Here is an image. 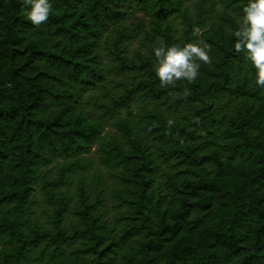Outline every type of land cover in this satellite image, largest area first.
Here are the masks:
<instances>
[{
  "label": "trees",
  "instance_id": "16d2710c",
  "mask_svg": "<svg viewBox=\"0 0 264 264\" xmlns=\"http://www.w3.org/2000/svg\"><path fill=\"white\" fill-rule=\"evenodd\" d=\"M50 3L35 27L0 0V264H264V88L233 35L248 0ZM161 41L212 63L162 87Z\"/></svg>",
  "mask_w": 264,
  "mask_h": 264
},
{
  "label": "clouds",
  "instance_id": "9594fccd",
  "mask_svg": "<svg viewBox=\"0 0 264 264\" xmlns=\"http://www.w3.org/2000/svg\"><path fill=\"white\" fill-rule=\"evenodd\" d=\"M24 15L35 27L48 21L53 6L50 0H23ZM240 27L233 35L234 48L242 52L255 69V84L264 88V0H248L243 7ZM156 62L153 66L156 78L162 87L175 86L177 81L194 82L199 75L200 63L211 64V45L189 42L178 45L154 47ZM12 85L9 84L8 87ZM174 122L168 121L169 126Z\"/></svg>",
  "mask_w": 264,
  "mask_h": 264
},
{
  "label": "rangeland",
  "instance_id": "374dc122",
  "mask_svg": "<svg viewBox=\"0 0 264 264\" xmlns=\"http://www.w3.org/2000/svg\"><path fill=\"white\" fill-rule=\"evenodd\" d=\"M136 19H141V21H142V15L136 14L135 17L131 20V22H134ZM137 46H138L137 41H133L130 45V50H132L134 47H137ZM105 125H106L105 126L106 129L113 130L112 126L109 125L108 123ZM37 198H38V201H37V205L35 207V215L40 221H44L45 218L41 215V212H40V206L42 205V200H41L40 196H37ZM106 206L108 207V210L111 211L109 203H107Z\"/></svg>",
  "mask_w": 264,
  "mask_h": 264
}]
</instances>
